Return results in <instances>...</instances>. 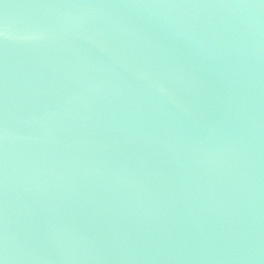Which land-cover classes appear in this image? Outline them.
Segmentation results:
<instances>
[{"label": "water", "instance_id": "obj_1", "mask_svg": "<svg viewBox=\"0 0 264 264\" xmlns=\"http://www.w3.org/2000/svg\"><path fill=\"white\" fill-rule=\"evenodd\" d=\"M2 264H264V0H0Z\"/></svg>", "mask_w": 264, "mask_h": 264}, {"label": "snow or ice", "instance_id": "obj_2", "mask_svg": "<svg viewBox=\"0 0 264 264\" xmlns=\"http://www.w3.org/2000/svg\"><path fill=\"white\" fill-rule=\"evenodd\" d=\"M0 264H2V261H0Z\"/></svg>", "mask_w": 264, "mask_h": 264}]
</instances>
